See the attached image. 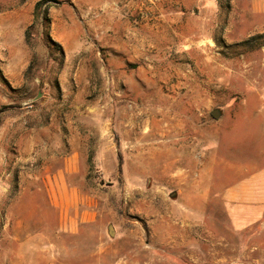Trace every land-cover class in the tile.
Here are the masks:
<instances>
[{"label":"rangeland","instance_id":"1","mask_svg":"<svg viewBox=\"0 0 264 264\" xmlns=\"http://www.w3.org/2000/svg\"><path fill=\"white\" fill-rule=\"evenodd\" d=\"M234 8L0 0V195L42 185L74 150L73 178L97 210L75 234L43 219L36 255H19L0 219V264H264V226L223 227L232 217L222 192L264 191V30ZM191 185L214 236L198 255L163 242V219H197L182 204Z\"/></svg>","mask_w":264,"mask_h":264},{"label":"crops","instance_id":"2","mask_svg":"<svg viewBox=\"0 0 264 264\" xmlns=\"http://www.w3.org/2000/svg\"><path fill=\"white\" fill-rule=\"evenodd\" d=\"M232 1L238 17L254 18L261 23L256 30H264V0ZM67 141L72 142L70 139ZM59 158L62 161L61 165L47 174L45 179L43 178L42 185L34 187L21 185L9 196L4 194L2 198L0 195V211L3 212L0 219H6V232L10 233L14 241L19 242V255H28L29 252L31 255H36L42 252L43 249L38 247L37 241H44L46 238L43 219H48L49 215L55 219L53 232L56 234H75L81 225L91 224L97 220V210L93 200L83 195L73 178L80 172L79 154L71 150ZM250 180L247 184L251 182ZM191 187L192 185L185 189L182 204L188 213L195 208L197 218L199 215L196 210L203 202L202 200L199 202L197 190L194 194ZM222 197L228 202L232 217V219H225L224 230L253 232L257 226L260 228L264 226V219H258L264 209V191L236 185L222 192ZM233 204L243 206L244 212L234 209ZM28 219H40V221H36L37 224L32 229L29 228ZM162 232L166 246L174 248L181 246L186 250L187 255L201 254L205 246V238L208 239L207 241L214 239L213 232L205 223V219L198 218L163 219ZM215 238L227 239L222 234ZM33 243L36 244L33 245ZM29 245L32 246L29 248ZM207 248L209 245L206 246Z\"/></svg>","mask_w":264,"mask_h":264},{"label":"bare ground","instance_id":"3","mask_svg":"<svg viewBox=\"0 0 264 264\" xmlns=\"http://www.w3.org/2000/svg\"><path fill=\"white\" fill-rule=\"evenodd\" d=\"M176 106V105H175ZM161 112V111H160ZM171 112H172V110H169V111H167L164 115H163V117H162V119L163 120H166L167 118H168V116L171 114ZM177 112H179V111H177ZM176 113V112H175ZM175 115V114H174ZM172 117H173V115H172ZM177 118V117H176ZM180 118V117H179ZM161 119V120H162ZM173 119H175L174 117H173ZM176 120V119H175ZM167 128H169V125H167V127L164 129V132H162V135L164 136V137H168V136H170V134H171V131H168L167 130ZM172 128V127H171ZM179 133H181V132H179ZM183 133V132H182ZM150 135V134H149ZM162 136V137H163ZM151 137H153V136H151ZM178 137V136H177ZM186 138V137H185ZM153 141V140H152ZM176 142V141H175ZM180 142V141H179ZM162 144H161V146L163 147H165L167 144H166V142H161ZM170 143V142H169ZM169 146V145H168ZM152 149V148H151ZM166 149V148H165ZM182 178V177H181Z\"/></svg>","mask_w":264,"mask_h":264},{"label":"water","instance_id":"4","mask_svg":"<svg viewBox=\"0 0 264 264\" xmlns=\"http://www.w3.org/2000/svg\"><path fill=\"white\" fill-rule=\"evenodd\" d=\"M211 115L214 119H218L221 115V111L219 109H214L213 111H211ZM109 231L111 233L113 232L112 226H109Z\"/></svg>","mask_w":264,"mask_h":264}]
</instances>
